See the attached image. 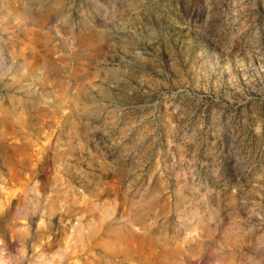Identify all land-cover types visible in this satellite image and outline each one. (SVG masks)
Segmentation results:
<instances>
[{
  "label": "rangeland",
  "instance_id": "374dc122",
  "mask_svg": "<svg viewBox=\"0 0 264 264\" xmlns=\"http://www.w3.org/2000/svg\"><path fill=\"white\" fill-rule=\"evenodd\" d=\"M0 264H264V0H0Z\"/></svg>",
  "mask_w": 264,
  "mask_h": 264
}]
</instances>
